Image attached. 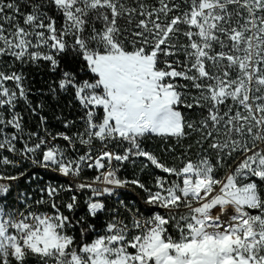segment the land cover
<instances>
[{"label":"snow or ice","instance_id":"obj_1","mask_svg":"<svg viewBox=\"0 0 264 264\" xmlns=\"http://www.w3.org/2000/svg\"><path fill=\"white\" fill-rule=\"evenodd\" d=\"M0 264H264V0H0Z\"/></svg>","mask_w":264,"mask_h":264},{"label":"trees","instance_id":"obj_2","mask_svg":"<svg viewBox=\"0 0 264 264\" xmlns=\"http://www.w3.org/2000/svg\"><path fill=\"white\" fill-rule=\"evenodd\" d=\"M32 78L34 80V87H37V88L43 87L46 89V85H45L44 81L47 79V76L45 75L43 69H40V70L33 69L32 70ZM34 99L36 102H39L40 98H34ZM43 99L49 105H55L58 103L57 101H53L50 97H44ZM59 103L63 104V103H65V101L61 100V101H59ZM65 111L67 112V109H65ZM44 114H47L50 117L51 123H53V124L56 123V121L52 119L53 112H52L51 108H46ZM26 119H28L29 124L34 127L35 118L27 116ZM146 146L148 147L149 150L155 151L157 153H159L161 148H162V144L158 140H149L146 142ZM130 172H131V169H129V173Z\"/></svg>","mask_w":264,"mask_h":264}]
</instances>
